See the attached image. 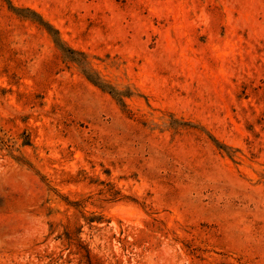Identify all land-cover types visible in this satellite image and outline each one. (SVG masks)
<instances>
[{
  "label": "rangeland",
  "instance_id": "374dc122",
  "mask_svg": "<svg viewBox=\"0 0 264 264\" xmlns=\"http://www.w3.org/2000/svg\"><path fill=\"white\" fill-rule=\"evenodd\" d=\"M0 264H264V0H0Z\"/></svg>",
  "mask_w": 264,
  "mask_h": 264
}]
</instances>
